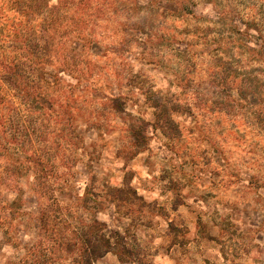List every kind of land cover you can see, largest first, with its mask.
Returning <instances> with one entry per match:
<instances>
[{
    "label": "rangeland",
    "instance_id": "obj_1",
    "mask_svg": "<svg viewBox=\"0 0 264 264\" xmlns=\"http://www.w3.org/2000/svg\"><path fill=\"white\" fill-rule=\"evenodd\" d=\"M149 1L118 3L85 40L73 8L0 0V264H75L73 243L107 235L132 253L121 264H264V0ZM116 72L148 124L135 158L138 122L99 119L92 99Z\"/></svg>",
    "mask_w": 264,
    "mask_h": 264
},
{
    "label": "trees",
    "instance_id": "obj_2",
    "mask_svg": "<svg viewBox=\"0 0 264 264\" xmlns=\"http://www.w3.org/2000/svg\"><path fill=\"white\" fill-rule=\"evenodd\" d=\"M130 3L129 6H133L134 8H136L137 10L141 9V4L140 1L141 0H129ZM124 2V0H119L117 2V0H111L109 2V0H55V4H52V6H47L46 2L44 4V9L46 10V12H50L52 9H61V12L64 13V16L60 19L63 21L66 19H70L71 15L69 14L71 9L73 8L74 12L79 13L81 12L83 15H87L88 19L83 23V21H80V23L83 25L86 31V34L84 35V39L88 40L89 37H94L95 36V30L98 26L103 25L105 27V25H107V18L108 16L111 15V11L116 10V6L118 5V3H122ZM154 3L153 0H150L148 2V4H152ZM41 4H40V0H29V6H28V10L27 12H35L38 13L40 12L39 10H41ZM30 10V11H29ZM33 14V13H32ZM43 14H45V11H42V16ZM47 24V25H46ZM46 24H42L43 26V30L45 31V33L48 32H52V36L54 35L57 42L61 43L63 36L61 35V33L58 32V30L52 29V24H50V22L46 21ZM51 30V31H50ZM94 39V38H93ZM124 40V38H123ZM48 41H50V39L48 38ZM122 46L125 45V42L123 41ZM124 44V45H123ZM141 44L140 42L136 43L135 45H139ZM131 46L129 44V46H127V52H131ZM110 45H108L105 49L109 50ZM134 50V49H133ZM139 53V52H138ZM134 60H142L141 58V53L138 54V57L135 58ZM36 65H38L39 68L41 67V64L38 62H35ZM94 69H92L93 71ZM96 71V68H95ZM119 72H116L115 76H117V81H116V87H115V92H112L113 89H110L109 92L105 93V95H102L101 92L102 89L100 90V88L98 87H94V89H92V99L95 100V103L98 99H102L103 103H101L102 105V111L98 112V109L96 110V113L98 114L99 119H101V114L103 113L104 115L106 114L105 112H107V114L110 113H114L117 115H122L124 114L125 116H127L126 118L128 120H131L132 122H138L136 126H129L128 127V132H129V136L131 137L130 139V145L133 148L134 151V155L139 153L140 151L144 150L147 146V140H146V128L148 126V124L141 119V117L136 116L135 114H131L128 113L127 110V106H129L128 104H131L130 101L134 100L133 94L131 91L130 94H126L125 90L123 87H127L126 83L124 82V79L120 77V75H118ZM91 75V74H90ZM52 78L54 79H58V71H56V76L55 75H51ZM96 83V82H95ZM176 84V83H175ZM176 87L178 88V86L176 85ZM123 88V89H122ZM131 90H134L132 86H130ZM69 89H71V91H69L70 96L71 95H77L78 99H84L85 95H87V93H90V89L89 87H84V89H86L84 91V93L86 92L85 95H83V92L79 93L80 91H77L74 87V85H70ZM75 89V90H74ZM106 89V88H105ZM128 89V88H127ZM108 90V89H107ZM73 96L71 98H73ZM89 98V97H88ZM76 101V103L78 102L80 107L82 106V101ZM148 101V100H147ZM149 102V101H148ZM145 104V102H144ZM150 104V102H149ZM134 105V103H133ZM76 106V105H75ZM84 106V105H83ZM131 106V105H130ZM152 107V113L151 115L153 116V120H155L156 117V111L155 108L150 105ZM146 107V106H145ZM149 107V106H148ZM148 107H146L148 109ZM47 111H53L52 106L50 105L48 108L45 107ZM60 109V107H59ZM151 109V108H149ZM75 110V107H74ZM136 111V110H135ZM55 112H57L55 110ZM136 114H138V111L135 112ZM68 122V120H64V122H59V124L61 123H65ZM139 125H141L139 127ZM128 192H130L132 195H134L137 199L139 200H143V198L141 196H139L136 192L135 189H133L132 187L128 188ZM39 215V216H38ZM36 215L35 217H33V221L37 220V219H41L43 218L40 217V214ZM51 217L49 216V218L51 219H58V213L50 214ZM31 221V222H33ZM34 223V222H33ZM95 225L97 227H102L103 229H106V225L99 223L98 221H94ZM35 224V223H34ZM34 228V230L36 229L37 232L39 233V236H45L44 230L41 229V227L38 229L37 227H32ZM72 234H74L73 229H72ZM90 232V231H89ZM86 232L85 234L89 233ZM111 233V232H110ZM53 236H54V243L56 244L57 250H66V252H69V244L68 242H64L62 240V237L60 236V234L56 231L52 232ZM46 238V236H45ZM103 238V239H102ZM111 236L107 235L106 238L101 237L100 242L102 243H92L90 244V241L87 240V244L82 243V242H75L73 243V251L74 252V247L76 248L75 250L79 251L78 257H77V261L75 262V264H93V262L101 257H103L104 255L111 253L113 255L116 256V258L118 259L119 262L121 263H127V262H132V253L130 250H127L123 247V245H119V244H112L110 241ZM97 240V239H96ZM71 247V248H72ZM70 252V253H71ZM35 254H37V252H35ZM43 258L40 257V255H34L33 258V262L32 264H45L44 262H42ZM47 262V264L49 263L48 260H45ZM25 263V261H24Z\"/></svg>",
    "mask_w": 264,
    "mask_h": 264
},
{
    "label": "crops",
    "instance_id": "obj_3",
    "mask_svg": "<svg viewBox=\"0 0 264 264\" xmlns=\"http://www.w3.org/2000/svg\"><path fill=\"white\" fill-rule=\"evenodd\" d=\"M136 102H137V99H136V101H135V100H132V101H130L131 104H128V105H129V106L131 105L132 109L134 108V109H136V111H138L139 105H137ZM133 103H134V105H133ZM136 111L134 110V114H136V113H135ZM123 115H124V114H123ZM98 131H99V130H98ZM144 151H145V150H142V151H140L139 153L135 154V156H134L133 158L139 156L140 153H143ZM133 158H132V159H133ZM135 190H136V189H135ZM136 192H137V190H136ZM137 193H138V192H137ZM138 195H139V194H138ZM139 196H141V195H139ZM141 197H142V196H141ZM142 198H143V200H144V197H142ZM107 256H108V255L106 254V256L104 255L103 257L99 258L98 261H97V264H102V261H101V260H103V259H105V258H107L108 260H110V262H112V264H121V263L118 261L117 258H115V257H113V256H110V257H107Z\"/></svg>",
    "mask_w": 264,
    "mask_h": 264
}]
</instances>
